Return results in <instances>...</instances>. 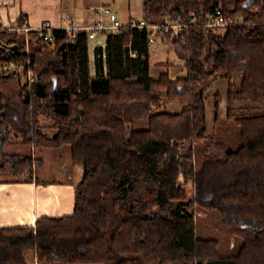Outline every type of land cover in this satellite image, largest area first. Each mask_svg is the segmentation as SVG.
Segmentation results:
<instances>
[{
    "label": "trees",
    "instance_id": "obj_1",
    "mask_svg": "<svg viewBox=\"0 0 264 264\" xmlns=\"http://www.w3.org/2000/svg\"><path fill=\"white\" fill-rule=\"evenodd\" d=\"M217 6L243 20L224 32L207 26ZM143 9L149 22L190 23L166 35L184 76L152 73L147 28L105 35L94 74L86 32L52 28L45 41L35 30L0 29V81L27 80L15 105L0 91V153L21 135L44 148L70 146L83 169L71 216L0 228V264H26L29 253L39 262L264 264V112L236 107L264 105V0H144ZM217 78L228 80L226 117L217 92L207 136L204 89ZM162 95L181 110H162ZM38 115L53 120L52 136ZM141 120L147 126L137 127ZM14 155L9 170L24 174L29 164L31 174L36 159ZM189 181L195 193L186 199Z\"/></svg>",
    "mask_w": 264,
    "mask_h": 264
},
{
    "label": "crops",
    "instance_id": "obj_2",
    "mask_svg": "<svg viewBox=\"0 0 264 264\" xmlns=\"http://www.w3.org/2000/svg\"><path fill=\"white\" fill-rule=\"evenodd\" d=\"M143 1L0 0V17L7 25L19 23L20 19L25 17L26 24L31 28H37L42 23L47 22L52 28L59 29L66 25V17L68 16L84 25L93 24L99 18L97 8L100 5H106L111 6L118 14L122 25H128L132 20L144 17ZM104 20L109 21L107 14L104 15ZM101 36L105 37V35H98L89 41L91 72L93 74L95 73L94 48L105 43V38ZM162 44L160 43L163 47L165 44ZM160 45L153 52L151 51L152 73L156 66H162L163 69L166 66V63H160V61L153 59L154 56H158V51L162 49ZM181 61H179V65ZM14 145L23 146V144ZM35 149L36 147H32L33 151ZM44 155L40 159V156L35 155L34 157L32 154L36 163L31 174L16 175L12 171L9 175L0 174V228L32 227L42 217L71 216L74 213L75 184L83 175L82 167L73 163L70 149L66 152L68 161L55 164L52 169L55 172V177L41 178L37 175V171L38 165H43L46 161ZM51 156L47 154V159L51 160ZM62 157V153H57L54 159H62ZM38 160L40 161L38 162ZM35 257V255L33 257L28 256L29 262L26 264H104L101 262H39Z\"/></svg>",
    "mask_w": 264,
    "mask_h": 264
},
{
    "label": "rangeland",
    "instance_id": "obj_3",
    "mask_svg": "<svg viewBox=\"0 0 264 264\" xmlns=\"http://www.w3.org/2000/svg\"><path fill=\"white\" fill-rule=\"evenodd\" d=\"M141 19H144L147 22V24L150 26L153 24H156L158 22H161V21L149 22V21H147V19H145V17H143ZM229 19L235 20V21H242L243 20L242 17H240L239 19H232V18H229ZM137 20H140V19H136V20H132V21H137ZM131 22L128 25H124L125 28L129 27ZM230 24H232V23L222 25V26H217L216 28H218V31L224 32L225 30L223 28L227 27ZM150 26L143 27V28H147L150 32V36H149V50H150V52L151 51L153 52L156 49V47L158 45H160V43L165 44L163 47L160 45L162 47V49L160 51H158V53H159L158 56H154L153 59L155 61L156 60L160 61V63H166V66L164 69L162 68V66H156L153 69V74L157 75L163 71H166V72L170 73L172 78L184 76L186 74L185 68L183 66L184 62L181 61V59L175 53L171 40L170 39L168 40L166 38V35L169 32H163V33L158 32L155 29L151 28ZM143 28H140V29H143ZM101 37L105 38L104 36H101ZM90 41H92V40H90ZM33 47H34V45L31 42L29 44H27V49L29 52L33 51V49L35 48V47L34 48ZM179 61H181L180 65H179ZM239 79H240L239 74H235L233 77V80H235L236 82H239ZM26 81H27L26 77L23 74H21L20 78L19 77H13L9 80L8 79H6V80L2 79L0 81V91L3 92L5 97L7 96L5 98V102L9 101L10 99L15 100L17 102V99L20 98L19 95H22L21 94L22 85H24V83ZM19 83H20V85H19ZM227 88H228V80L224 79V78H217V79L211 80L210 83L204 89V93L206 95L205 98H206V102H207V119H208L207 136H210L211 134L214 133V131H212L214 128L213 127V124H214V121H213L214 100H215V95H219L217 92H220V94H221L220 98L223 97V99L221 100V105H220V117L221 118L226 117V108H227L226 92H227ZM162 98L165 102L164 108H162V110L168 111L170 113H177L181 110V105H180L181 102L178 99H174V100H171L170 102H167L168 99H167L166 95H162ZM16 102L11 101V104L15 105ZM236 107H237L238 113H242V114H246V115L264 112V105L263 104L254 103V102L249 101V100L237 102ZM38 117L40 118V121H39L40 124L39 125L41 127L40 128L41 131L45 132L46 135H48V136H52L56 132V130L53 129V127H51V125L53 124V120L46 115H38ZM145 126H147V120H141V121L137 122V127L142 128ZM22 139H23V137L21 135H17L16 139L12 138V136H11V139H10L11 143L8 142L7 144H5L4 149H3V152H5V154H3V152L0 153V164H3L0 167V174H5V175L11 174V170H9V167L10 166L12 167L13 164L9 161V157L15 156L14 154H20V155L25 156L26 154L30 153L31 155L33 154L34 157H35V155L38 157L40 156L39 157L40 159H41V156L45 154L44 155L45 159H46L45 163H43V165L42 164L38 165L37 175L41 178L55 177V172L52 171L55 164H60V163H62V161L64 163H66L68 161V158L66 159V152L71 149L70 146L66 145V146H63L60 148H54V149L53 148H44V147L37 146L33 143L29 144V143L21 142ZM206 139H207V137H206ZM203 142L205 143L206 141L203 140ZM14 144H16V145L23 144V146H15ZM32 147H36V149L33 151ZM46 153L50 156L53 155V156H51V158H52L51 160L47 159ZM57 153H62V155H63L62 159H59V158L54 159L55 154H57ZM35 163H36V160H35ZM50 164H51V167H50ZM28 165L29 164H26V166H25V169H24L25 173L24 174L29 173V166ZM32 166H33V164H32ZM194 193H195L194 185L191 181H189V183L186 185L184 197L187 199L189 197H192L194 195ZM202 216H204V215H202ZM206 217L207 216L202 217V219L205 220L204 223H206L207 225H211L213 223L212 220H210L209 218L206 219ZM233 243H234V240L232 239V245H233ZM28 256L33 257V253H29Z\"/></svg>",
    "mask_w": 264,
    "mask_h": 264
},
{
    "label": "built area",
    "instance_id": "obj_4",
    "mask_svg": "<svg viewBox=\"0 0 264 264\" xmlns=\"http://www.w3.org/2000/svg\"><path fill=\"white\" fill-rule=\"evenodd\" d=\"M97 12L99 15V18L90 25H84L80 22L76 21L75 19L71 17H66L65 26L61 29H65L68 33L74 34L79 31L86 32L88 34L89 39H93L97 37L98 35H107L110 33H119L123 31V29H126L124 25L119 20L118 14L113 10L111 6L106 5H100L97 8ZM108 15L109 21L106 22L104 20V15ZM234 22H241V21H235L231 19H226L222 8L220 6H217L214 11L207 17V20L205 24L207 26L217 27L226 25L229 23ZM24 25L19 26L18 23H13L11 25H7L4 23L3 19L0 17V29L8 28L10 30H20L24 33H27L31 30H35L38 33V37L43 38L45 41H49L52 39V26L44 22L37 28H31L29 25H27V20H24ZM190 25L189 22L181 21L180 19H173L171 17L166 18L164 21L158 22L153 25H148L147 22L144 19H140L137 21H132L129 27H135V28H143L146 26H150L151 28L155 29L158 32H171L175 31L176 33H179L185 29V27H188ZM14 67V63H10L8 65H5L3 69L6 71L12 70ZM32 79V78H31Z\"/></svg>",
    "mask_w": 264,
    "mask_h": 264
},
{
    "label": "water",
    "instance_id": "obj_5",
    "mask_svg": "<svg viewBox=\"0 0 264 264\" xmlns=\"http://www.w3.org/2000/svg\"><path fill=\"white\" fill-rule=\"evenodd\" d=\"M10 48L16 50L18 48V45H11ZM12 73L15 74L16 71L14 70ZM5 76H8V74H5Z\"/></svg>",
    "mask_w": 264,
    "mask_h": 264
}]
</instances>
